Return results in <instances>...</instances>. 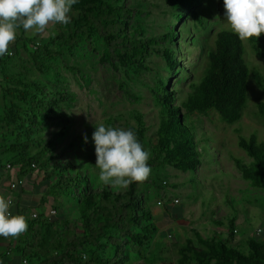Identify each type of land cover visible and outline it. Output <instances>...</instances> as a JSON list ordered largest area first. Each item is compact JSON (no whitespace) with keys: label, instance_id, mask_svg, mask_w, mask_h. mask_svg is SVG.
Returning a JSON list of instances; mask_svg holds the SVG:
<instances>
[{"label":"trees","instance_id":"1","mask_svg":"<svg viewBox=\"0 0 264 264\" xmlns=\"http://www.w3.org/2000/svg\"><path fill=\"white\" fill-rule=\"evenodd\" d=\"M164 1L172 10L176 23L170 24L159 36L144 35V19L150 12L131 8L125 0H77L72 6L71 23L66 25V33L59 32L46 40L33 42L35 39L25 36L21 28L22 33L17 38L18 43L28 46L26 50L35 70L41 74L53 72L57 78L60 77L63 49L75 55L82 42L88 43L97 53L98 62L120 66L135 74L149 70L146 61L150 56L164 61L169 76H157L151 88L160 114L155 142H146L148 127L141 112L134 114L135 125L128 127L135 131L145 150L151 152L147 161L150 175L168 168L195 172L199 167L201 151L195 138V125L188 116L215 111L221 121L234 124L241 119L247 105L248 80L264 92L262 74L258 70L251 71L246 65L243 41L230 29H220L214 34L204 72L189 82L183 95L179 88L171 87L169 82L180 67L177 54L181 44L177 40L186 30V26L177 29L178 23L190 17L195 26L203 27L205 20L195 8L198 0ZM246 41L254 55L264 59V33ZM4 58L2 56L1 60ZM64 68L86 78L74 65H64ZM183 69L179 75L186 78L187 72ZM4 82L3 118L12 126L13 140L0 154L15 153V161L9 162L18 166L16 177L20 181V176L28 177L37 170L44 184L39 199L43 201L49 196L52 203L48 209L37 203V217L27 219L28 229L15 244L19 264H119L130 252L144 258L156 227L152 223V212L135 190L136 183L122 191L104 185L93 187L80 170H73L70 161L51 160L57 140L64 135L63 129L53 133L47 141L36 138L43 121L61 119L54 107L66 101L67 96L39 82L25 81L21 76L10 79L4 76ZM129 100L134 102L139 98L129 96ZM258 110L264 114L263 102L258 103ZM237 145L249 157L247 161L233 157L241 177L250 186L264 190V142L259 141L255 133L248 136L239 133ZM36 147L39 150L32 153V148ZM3 166L0 161V181L8 175L1 171ZM144 183L159 187L154 178L149 177ZM7 189L13 192L8 185ZM20 192L16 197L19 198ZM64 197L77 203L75 216L69 217L60 207ZM228 204L226 201L225 209ZM50 209H54L55 214L47 221ZM15 211L20 215L25 212L19 199L15 202ZM237 215L236 210L226 220L218 215L219 218L211 222L221 229L212 228L209 235L202 234L197 227L190 228L177 248L176 264H264V238H246V248L236 244ZM108 252L112 255L108 256Z\"/></svg>","mask_w":264,"mask_h":264},{"label":"rangeland","instance_id":"2","mask_svg":"<svg viewBox=\"0 0 264 264\" xmlns=\"http://www.w3.org/2000/svg\"><path fill=\"white\" fill-rule=\"evenodd\" d=\"M125 3L131 8L150 12L144 19L145 36H159L168 30L170 24L176 23L172 10L164 0H125ZM195 8L204 17L203 27L195 26L190 17H187L186 22L184 19V22L177 25V29L186 26L188 30H184L182 36L178 37L177 42L181 44L177 54L180 67L173 74L169 85L179 88L183 92L182 95L188 90L189 82L198 79L204 72L207 51L213 44L214 34L220 29H230L224 17L223 0H198ZM59 32L66 33V25H49L43 34L25 32V36L35 39L33 42H39ZM21 33L22 30L19 29L18 35ZM243 44L246 65L251 71L258 70L264 78V59L254 55L247 41H243ZM13 45H10L9 51L17 52L18 56L13 54L8 59L21 61L22 67L7 66L4 69V66H0V76L5 74L9 79L21 76L25 81L39 82L53 91H62L67 96L66 101L54 107V111L62 116L61 119L43 121L41 131L36 135L38 140L47 141L53 133L63 129L64 135L57 140L56 149L50 155L51 160L70 161L74 166L73 170H80L83 176L88 177L93 187H101L102 184L98 180L99 170L95 167V145L92 140L96 123L128 129L129 126L135 125L134 114L141 112L148 127L146 142L148 140L155 142L160 114L159 105L154 101L151 88L157 76L164 78L169 76V70L160 57L150 56L146 61L149 70L135 74L120 66L98 62L97 53L91 50L88 43L82 42L75 55L63 49L60 77L57 78L53 72L41 74L35 70L26 50L28 46H24L22 42ZM100 48L101 46L98 50ZM64 65L78 67L86 78L83 79L77 73H70ZM181 69L187 72L186 78L179 75ZM5 86V82L2 81L0 89ZM129 96L139 100L130 101ZM259 102L264 103V92L249 79L247 105L238 122L229 124L221 121L215 111H209L207 114L195 112L187 117L195 125V138L201 151V162L197 170L195 172H179L171 168L157 170L150 178L156 180L158 188L147 183L135 184L136 192L140 194L151 212L153 208H157L161 213L167 212L177 221L161 231L163 226L160 222L161 214L152 215V223L158 233L152 235L145 249V257L141 260L130 252L127 259L119 264H160V259L176 264L177 248L184 242L189 232L188 228L184 230L186 226H194L197 221L195 227L202 234L209 235L212 228H218L211 222L214 218H219L220 215L226 220L235 210L238 211L235 221L238 235L236 244L246 248V238L251 236L260 240L264 238V190L250 186L241 177L233 161V157L243 161L249 160L245 151L237 145L239 133L245 136L255 133L258 140L264 142V114L259 113ZM3 114L0 91V152L13 140L12 126L6 123ZM85 135L88 137L86 143ZM38 150V147L32 148L31 152L35 153ZM45 156L48 157L49 154ZM16 158L12 152L0 154V161L4 164L15 161ZM19 178L21 183L12 192L13 205L10 211L13 215H17L15 211L17 199L25 208L23 215L27 219L31 218L32 212H38L35 206L39 203H42L45 209L50 208L51 197L48 196L43 201L39 199L44 184L37 170L28 177L22 175ZM1 192L0 195L5 197L11 195L7 189ZM18 192L19 198L16 197ZM175 198L179 201L174 204ZM158 201H161V205H157ZM226 201L229 202L227 209L224 207ZM60 203L66 215L69 217L76 215L75 201L64 197ZM35 226L40 227L39 224ZM21 238L22 235L17 240ZM107 255L111 256L112 252H108Z\"/></svg>","mask_w":264,"mask_h":264},{"label":"clouds","instance_id":"3","mask_svg":"<svg viewBox=\"0 0 264 264\" xmlns=\"http://www.w3.org/2000/svg\"><path fill=\"white\" fill-rule=\"evenodd\" d=\"M77 0H0V57L12 55L18 30L43 34L49 25L71 23L72 6ZM224 17L230 30L241 41L259 38L264 33V0H223ZM87 135L84 136L85 143ZM98 180L116 191L132 183H144L151 174L145 150L132 129L96 123L92 133ZM11 197L0 195V236L17 239L28 229L24 215H13ZM87 259V257H85Z\"/></svg>","mask_w":264,"mask_h":264},{"label":"crops","instance_id":"4","mask_svg":"<svg viewBox=\"0 0 264 264\" xmlns=\"http://www.w3.org/2000/svg\"><path fill=\"white\" fill-rule=\"evenodd\" d=\"M20 35H17V38ZM17 38H16L15 43H13L14 44L13 46H15V44L18 45ZM10 51L12 52V55L16 54L18 56L17 52H14L12 50H10ZM12 55H10V56L4 55L5 58L3 60H1V57H0V66H4V69H6L7 66H11L13 68L22 67L21 61H19V62H18V60L17 61H10L8 59L9 57H12ZM6 58H7V60H6ZM19 60H20V58H19ZM11 63H13V64H11ZM4 76H5V74L3 76H0V88L2 85V81H4ZM2 89H0L1 92H2ZM4 189H7L6 179H3L1 182L0 192L1 191L4 192ZM157 205H161V204H157ZM160 214L162 216V219L160 220V222L163 225L161 227V231L164 230L167 226L171 225V223H173L174 221H177L176 219L172 218V216H169V214L167 212L161 213L157 208L152 209V215H160ZM196 224H197V221H196V223H194V226L193 225L186 226L184 230H186V228H188V229L195 228ZM157 233H158V230L156 228V231L154 234H157ZM18 240L12 239V238L5 239L4 237L0 236V264H19L20 256H19V253L15 249V244ZM165 252L168 253V251H165ZM140 259L142 260V258H140ZM160 264H170V261L169 260L166 261L165 259H160Z\"/></svg>","mask_w":264,"mask_h":264},{"label":"built area","instance_id":"5","mask_svg":"<svg viewBox=\"0 0 264 264\" xmlns=\"http://www.w3.org/2000/svg\"><path fill=\"white\" fill-rule=\"evenodd\" d=\"M31 166L34 167V163H31ZM18 170H19L18 166H12L10 164V162L5 163L3 168L1 169V171H3L5 174H8L7 178H5V179L7 181V185L9 187L10 191L16 190L19 187V184L21 182L16 177V174H17ZM9 197H11V199H12V197H13L12 193H11V195H9ZM174 202L177 203L178 199L175 198ZM12 205H13V203H12ZM54 214H55V210L54 209H50L48 211V213L46 214L47 221H49L50 217L52 215H54ZM31 216H32V218H36L37 217V213L36 212H32ZM23 262L26 263V260H24Z\"/></svg>","mask_w":264,"mask_h":264}]
</instances>
